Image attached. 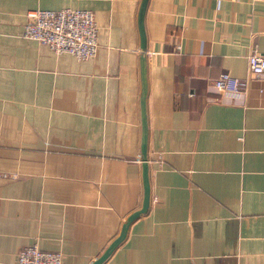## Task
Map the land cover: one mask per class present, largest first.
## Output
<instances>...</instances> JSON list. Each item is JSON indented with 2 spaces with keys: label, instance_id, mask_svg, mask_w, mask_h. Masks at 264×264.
<instances>
[{
  "label": "crops",
  "instance_id": "0c3cea01",
  "mask_svg": "<svg viewBox=\"0 0 264 264\" xmlns=\"http://www.w3.org/2000/svg\"><path fill=\"white\" fill-rule=\"evenodd\" d=\"M140 2L0 0V264H91L140 208L141 55L148 202L100 264H264V0H146L142 54ZM64 8L92 13L93 57L20 36Z\"/></svg>",
  "mask_w": 264,
  "mask_h": 264
},
{
  "label": "built area",
  "instance_id": "2783aa9c",
  "mask_svg": "<svg viewBox=\"0 0 264 264\" xmlns=\"http://www.w3.org/2000/svg\"><path fill=\"white\" fill-rule=\"evenodd\" d=\"M24 17L22 38L33 40L55 54H69L76 60H87L95 55L97 28L89 10L37 9L25 12ZM247 67L252 74L264 72V52L254 49L247 56ZM211 85L223 94H237L244 91L246 81L221 72ZM14 264H61V253L42 251L32 244L17 252Z\"/></svg>",
  "mask_w": 264,
  "mask_h": 264
},
{
  "label": "water",
  "instance_id": "95a60500",
  "mask_svg": "<svg viewBox=\"0 0 264 264\" xmlns=\"http://www.w3.org/2000/svg\"><path fill=\"white\" fill-rule=\"evenodd\" d=\"M146 0H141L138 16H137V24L139 28V35H140V51L141 54L143 52V33L141 27V18L143 9L145 6ZM140 81H141V94H140V112H141V140H140V161H141V180H142V200L140 208L130 213L121 223L119 232L117 236L111 240V242L107 245V247L103 250V252L91 263V264H100L111 252V250L122 240L124 237L127 225L131 220H133L138 215L142 214L148 202V185H147V167H146V160H145V118H144V108H143V99L145 93V83H144V73H143V59L142 55L140 57Z\"/></svg>",
  "mask_w": 264,
  "mask_h": 264
}]
</instances>
